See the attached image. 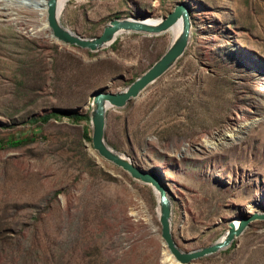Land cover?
I'll return each instance as SVG.
<instances>
[{
  "label": "rangeland",
  "instance_id": "1",
  "mask_svg": "<svg viewBox=\"0 0 264 264\" xmlns=\"http://www.w3.org/2000/svg\"><path fill=\"white\" fill-rule=\"evenodd\" d=\"M179 1L67 0L59 18L92 37L114 17H163ZM185 1V52L108 110L105 140L161 171L174 240L189 251L219 239L232 219L264 212V0ZM44 19L0 0V138L25 139L0 148V264H177L163 259L156 192L84 134L95 91L125 88L166 50L171 30L123 33L89 51L51 38ZM51 111L89 119L29 122ZM188 264H264V219Z\"/></svg>",
  "mask_w": 264,
  "mask_h": 264
},
{
  "label": "water",
  "instance_id": "2",
  "mask_svg": "<svg viewBox=\"0 0 264 264\" xmlns=\"http://www.w3.org/2000/svg\"><path fill=\"white\" fill-rule=\"evenodd\" d=\"M67 0H47L46 23L51 35L61 43L77 46L89 51H97L109 44L123 33H141L145 35H158L169 31L180 20L181 30L156 59L143 73L119 91H103L98 89L92 97L90 110L91 143L96 153L105 160L121 167L133 179L150 185L157 194L159 208L160 236L166 249L178 260L189 263L193 259L211 254L228 247L239 236L248 224L255 219H264V212L256 211L240 217L236 226L229 221L224 237L213 243L189 251L181 250L174 240L171 230L172 206L168 196L167 184L161 171L145 169L135 164L129 157L113 149L105 140V127L107 112L110 108L123 107L130 99L139 94L152 82L163 75L183 55L191 35V5L183 0L177 2L163 17L125 16L110 19L102 31L92 37L83 36L63 25L60 13ZM61 7V8H60Z\"/></svg>",
  "mask_w": 264,
  "mask_h": 264
},
{
  "label": "bare ground",
  "instance_id": "3",
  "mask_svg": "<svg viewBox=\"0 0 264 264\" xmlns=\"http://www.w3.org/2000/svg\"><path fill=\"white\" fill-rule=\"evenodd\" d=\"M18 2H21L25 5H27L28 7L34 9V10H38L40 11V13H42L43 15H46V7H47V0H24V1H19V0H16ZM61 8V7H60ZM39 14V13H38ZM158 19L157 17H153V18H150V19ZM154 19V20H155ZM42 27L43 28H46L48 29V25L46 23V19H44L43 21V24H42ZM49 30V29H48ZM181 30V21L179 20L171 29V32H172V35H173V38L177 36V34L180 32ZM49 36L52 38V35H51V31H49ZM157 213L159 214V208H157ZM233 222L234 225H238L239 224V221H240V217L239 218H234L231 220ZM225 234V232H224ZM224 234L221 235L219 237V239L223 238L224 237ZM164 254V258L163 259H167V260H170V261H174L176 262L177 264H187V263H184V262H181L180 260H178L173 254H171L168 250L166 252L163 253Z\"/></svg>",
  "mask_w": 264,
  "mask_h": 264
},
{
  "label": "trees",
  "instance_id": "4",
  "mask_svg": "<svg viewBox=\"0 0 264 264\" xmlns=\"http://www.w3.org/2000/svg\"><path fill=\"white\" fill-rule=\"evenodd\" d=\"M60 115H67L68 117H70L74 121H79L81 119H89L88 115H84V114H80V113H76V112H68L67 113V112H60V111H51L48 113L38 115L36 117H31L29 119V122H31V123L36 122V121L46 122L51 117H58ZM84 134H85V137H87L89 140H91V137L88 136L87 132H85ZM23 142H25L24 138H13V137H10L7 139L0 138V148L17 146Z\"/></svg>",
  "mask_w": 264,
  "mask_h": 264
}]
</instances>
